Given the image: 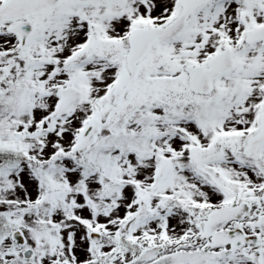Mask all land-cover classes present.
I'll use <instances>...</instances> for the list:
<instances>
[{"label":"snow or ice","instance_id":"6c2138e0","mask_svg":"<svg viewBox=\"0 0 264 264\" xmlns=\"http://www.w3.org/2000/svg\"><path fill=\"white\" fill-rule=\"evenodd\" d=\"M0 264H264V0H0Z\"/></svg>","mask_w":264,"mask_h":264}]
</instances>
